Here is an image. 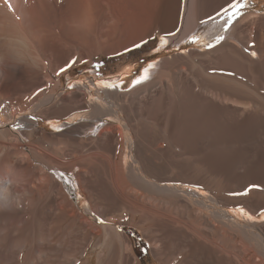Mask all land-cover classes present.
Returning a JSON list of instances; mask_svg holds the SVG:
<instances>
[{
	"label": "bare ground",
	"instance_id": "6f19581e",
	"mask_svg": "<svg viewBox=\"0 0 264 264\" xmlns=\"http://www.w3.org/2000/svg\"><path fill=\"white\" fill-rule=\"evenodd\" d=\"M200 1L0 0V264H94L95 249L99 264H143L121 224L159 264H264V221L248 219L264 217V191L244 195L264 188L251 175L264 157V41L243 36L253 13L225 31ZM156 34L163 50L226 39L153 64L129 90L103 88L97 103L82 85L58 95L81 61ZM34 112L80 121L53 132ZM231 125L242 132L222 136Z\"/></svg>",
	"mask_w": 264,
	"mask_h": 264
},
{
	"label": "rangeland",
	"instance_id": "374dc122",
	"mask_svg": "<svg viewBox=\"0 0 264 264\" xmlns=\"http://www.w3.org/2000/svg\"><path fill=\"white\" fill-rule=\"evenodd\" d=\"M249 4L248 7L245 9L247 15L251 14L253 18V24L254 27H250L245 32L243 33V36L247 38V40H250L252 38L256 43H260L264 41V0H248ZM200 9L202 10L203 13H205L208 16H213L215 18L219 16H215L216 10L220 9L221 6L226 5V0H201L200 3ZM256 17V18H255ZM209 19V17H207ZM206 18V19H207ZM207 19V20H208ZM212 20V19H209ZM256 21V22H255ZM193 37V36H191ZM250 37V38H249ZM164 38L160 34H156L155 36L151 37L145 42L140 43L141 47H132L129 48V51H123V52H118L122 53L123 55H117L116 53L110 54V55H105V54H99L95 56L94 61L92 63H83L79 64L78 66H75L70 73H67L63 76L62 78V84L60 88L58 89V95L60 94H68L74 90V87L76 86H81L86 87L87 92H91V95L87 98V101L89 103H97L99 102L98 97L102 93L103 88H107L106 85L110 80H117L120 77L123 78H128L131 75H134L132 79L142 77L143 74H147L150 72V70L153 68V64L159 63L161 60L165 58H169L174 56L177 53L181 52H188L192 49H207L209 48L208 46L202 47L201 44H197L196 42L189 43L188 45L182 47L180 50H175V47H171L170 49H167L164 51L159 48L160 40ZM212 44V43H210ZM215 44V43H214ZM213 44V45H214ZM209 45V44H207ZM159 52V53H158ZM251 55V52H250ZM252 56V55H251ZM99 65V67H95L96 65ZM144 67V68H143ZM142 68L144 71H142ZM105 82V83H104ZM68 85H72V87H68ZM132 88L131 84L130 85H124L123 89L127 90ZM31 117L36 116V113H28ZM20 118V115L16 117L18 120ZM36 121H39L41 125H46L47 128L50 131L55 132L53 125H63V124H68L71 125V123L79 122L80 119L74 120L72 117L63 119L62 121H54L52 126H49L47 122L49 120H44L40 118L34 119ZM68 122V123H67ZM104 122H100V125H103ZM105 123H110V120H105ZM113 123V122H111ZM14 125L17 124V122L13 123ZM235 126V125H234ZM53 127V128H52ZM234 130L235 127L231 125V127H226L225 130L222 131V136H229L233 135L236 133H241L239 129ZM227 133V134H226ZM132 153L130 150H128V158H127V165L133 163L132 159ZM262 158V159H261ZM263 160V161H262ZM129 162V163H128ZM222 165H227V163L224 164V161L220 162ZM219 163V164H220ZM221 165V167H222ZM255 169V170H254ZM253 170V172H252ZM251 170L252 176L254 175L255 177H262L264 176V157H260L255 159V162L253 164V168ZM75 173V172H74ZM262 174V176L260 175ZM253 176V177H254ZM71 177V174L69 175ZM190 187L186 186L185 189H188ZM204 198L209 197V194L203 190H200ZM72 196L77 197V192ZM207 195V196H206ZM85 199L84 202L80 204V206L83 208L84 204L87 201V195L84 194ZM106 217H110L115 220H120L119 215L120 213L115 212H109L107 213ZM112 216V217H111ZM91 218H96L97 221L100 222V219L97 216H90ZM246 217H240L242 221H245ZM249 220H254L256 222H262L264 221V217L260 219H249ZM120 228L123 232H126L129 234L133 245L135 246L138 255L143 261V264H159L157 260L154 257L153 250L148 243V241L144 238V235L141 231H133L131 228L126 227V225H120ZM99 250H91L89 257L92 258L94 264H99ZM92 254V255H91Z\"/></svg>",
	"mask_w": 264,
	"mask_h": 264
},
{
	"label": "snow or ice",
	"instance_id": "6c2138e0",
	"mask_svg": "<svg viewBox=\"0 0 264 264\" xmlns=\"http://www.w3.org/2000/svg\"><path fill=\"white\" fill-rule=\"evenodd\" d=\"M5 3H8V0H5ZM8 7L10 9H12V5L9 3ZM248 7V0H226V5L221 6L220 9L216 10L215 16H219L224 20V26H225V31H228L238 25H240L241 21L243 20L244 17H246L247 13L245 11V9ZM14 11V9H12ZM209 19H215V17L213 16H209ZM202 23H204L205 21H201ZM179 31V29H177L176 31H171L168 32L166 35L167 36H175L176 32ZM163 39V38H162ZM226 39V37L224 36H217L215 38V45L213 44H209L208 47L209 48H213L216 45H219L222 41H224ZM198 40V37H192V42L195 43ZM164 44H167L168 41L167 39H163ZM254 46V45H253ZM135 47L139 48L141 47L140 44H136ZM248 49H245V51H247ZM125 51H129V49H125ZM117 55H123L122 53H117ZM252 56L256 55V52H251ZM83 63H87L86 61H81ZM77 63V59H72L71 62L67 65V67H72ZM95 67H99V65L97 64ZM66 71L65 67H61L59 72L56 73V75H59L60 73H63ZM147 74H145L144 76L135 79L134 83L135 84H140L142 81L146 80ZM68 87H72V85H68ZM106 87H115V85H106ZM40 91H43V89H40ZM37 117L33 116L32 119H36ZM17 129L22 128L23 125L22 124H17L15 126ZM57 131H60V129H56ZM61 175H63V173H61ZM255 189H259L264 191V188H262V186L260 184L257 183H253L251 184L247 191L244 193V195H247L248 192H251L252 190ZM8 208V198L7 195H4L2 197H0V210H4ZM244 210L241 209V212H243ZM261 215H264V213H261ZM248 219H253V217L248 216ZM100 223H105L104 220H101Z\"/></svg>",
	"mask_w": 264,
	"mask_h": 264
}]
</instances>
